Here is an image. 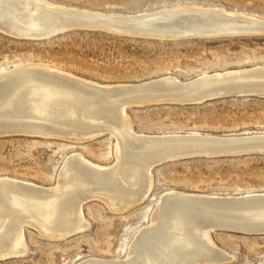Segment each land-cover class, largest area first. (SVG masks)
Returning a JSON list of instances; mask_svg holds the SVG:
<instances>
[{"label": "bare ground", "instance_id": "obj_1", "mask_svg": "<svg viewBox=\"0 0 264 264\" xmlns=\"http://www.w3.org/2000/svg\"><path fill=\"white\" fill-rule=\"evenodd\" d=\"M262 26L263 16L223 7L177 6L150 13L120 14L48 0H0V31L29 39L46 40L75 28H102L133 37L179 40L229 36ZM251 81L259 86L254 92L264 94V67L205 75L186 85L172 76L140 85H104L34 62L0 73V133L66 137L79 142L109 130L117 140L118 158L114 168L106 169L81 154L72 155L59 171L56 188L1 179L0 259L25 252L26 225L52 239L79 232L86 226L82 205L91 197H101L116 210H128L143 201L152 187L153 163L168 153L189 148L193 139L189 142L186 137L219 138L240 146L264 144V134H137L124 119L125 108L131 105L241 95ZM128 96H132L127 98L130 100L120 102V98ZM153 211L148 226L133 237L125 260L116 263L91 258L81 264H219L230 258L212 241L211 231H264V193L218 196L175 191L165 194Z\"/></svg>", "mask_w": 264, "mask_h": 264}, {"label": "rangeland", "instance_id": "obj_2", "mask_svg": "<svg viewBox=\"0 0 264 264\" xmlns=\"http://www.w3.org/2000/svg\"><path fill=\"white\" fill-rule=\"evenodd\" d=\"M48 1L100 13L142 14L196 5L264 17V0ZM74 30L40 41L16 39L0 31V73L34 62L104 85H140L166 76L186 85L205 75L264 67V36L174 42ZM256 84L248 82L241 95H223L199 104L131 105L125 108L124 119L135 133L145 135L264 134V94L254 92L259 89ZM131 97L120 98V102ZM5 133L8 135L0 136V180L12 178L56 188L66 158L75 154L106 169L118 164L117 140L109 130L79 142L66 137ZM151 178L148 196L128 210H116L101 197H91L82 205L86 226L66 238L52 239L34 226H24L27 249L0 259V264H81L91 258L123 261L133 237L148 226L153 210L169 192L218 196L264 193V155L168 162L154 167ZM210 237L230 258L219 264H264V234L215 230Z\"/></svg>", "mask_w": 264, "mask_h": 264}, {"label": "water", "instance_id": "obj_3", "mask_svg": "<svg viewBox=\"0 0 264 264\" xmlns=\"http://www.w3.org/2000/svg\"><path fill=\"white\" fill-rule=\"evenodd\" d=\"M76 29V28H75ZM88 31H102V32H107L104 31L102 28H97V29H86ZM72 31H75L74 29ZM2 32V31H1ZM69 32V31H67ZM5 33V32H3ZM65 33V32H62ZM62 33L54 34L51 37H55L57 35H60ZM13 38L16 39H23V40H45V39H29L26 37L22 36H16L13 34L5 33ZM114 34V33H111ZM117 35V34H115ZM121 36V35H120ZM264 36V26L259 27V28H253L248 30V32H241V33H236L234 35L229 34V36H222V35H217L215 37H190V38H183L179 40H158V41H187V40H210L211 39H223V38H237V37H261ZM49 37V38H51ZM48 38V39H49ZM140 39H145V38H140ZM145 40H154V39H145ZM215 98L219 97H212V98H205L202 101H187L183 103H189V104H199V102H204L207 100H212ZM160 103H176V102H152L151 104H160ZM145 103L140 104L144 105ZM150 104V103H149ZM8 134H3L0 136H4ZM190 142L191 139H193V142L188 144L189 148H187L185 151H180V152H172L168 153L165 155V157L156 159L155 163H153L151 170L164 163L168 162H175V161H180V160H186V159H194V158H209V159H220V158H235V157H241V156H251V155H264V147L263 143H252L249 144L248 146H240V144L234 145L231 144V142H222L221 139L219 138H202V137H196V136H189L185 138ZM208 139V140H206ZM256 139V138H255ZM221 140V141H220ZM220 229H217L218 231ZM220 231H231V232H243L239 230H220ZM246 233V232H243ZM250 234H264V231L259 232V233H250Z\"/></svg>", "mask_w": 264, "mask_h": 264}]
</instances>
